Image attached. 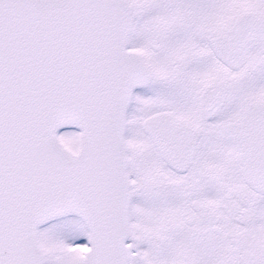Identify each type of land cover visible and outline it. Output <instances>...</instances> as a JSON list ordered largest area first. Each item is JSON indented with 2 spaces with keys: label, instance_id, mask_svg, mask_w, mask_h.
I'll return each instance as SVG.
<instances>
[{
  "label": "snow or ice",
  "instance_id": "6c2138e0",
  "mask_svg": "<svg viewBox=\"0 0 264 264\" xmlns=\"http://www.w3.org/2000/svg\"><path fill=\"white\" fill-rule=\"evenodd\" d=\"M0 264H264V0H0Z\"/></svg>",
  "mask_w": 264,
  "mask_h": 264
}]
</instances>
